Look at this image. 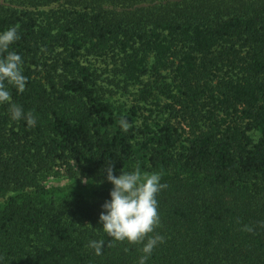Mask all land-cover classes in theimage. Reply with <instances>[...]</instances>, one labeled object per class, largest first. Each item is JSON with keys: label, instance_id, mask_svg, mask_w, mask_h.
Instances as JSON below:
<instances>
[{"label": "trees", "instance_id": "trees-1", "mask_svg": "<svg viewBox=\"0 0 264 264\" xmlns=\"http://www.w3.org/2000/svg\"><path fill=\"white\" fill-rule=\"evenodd\" d=\"M10 27L27 84H5L36 125L0 104V264H138L143 243L98 222L107 162L167 185L149 234L164 243L147 264H264V0H0ZM89 56L118 59L140 84L171 70L174 120L116 115Z\"/></svg>", "mask_w": 264, "mask_h": 264}, {"label": "clouds", "instance_id": "clouds-1", "mask_svg": "<svg viewBox=\"0 0 264 264\" xmlns=\"http://www.w3.org/2000/svg\"><path fill=\"white\" fill-rule=\"evenodd\" d=\"M19 38L15 27L0 31V104L9 105L12 120L23 119L29 126H35L36 118L31 113H25L21 106L12 103L11 92L5 84L7 82L12 85L18 92H23L26 88L27 77L23 74V59L18 53L9 51L10 45ZM120 125L125 132L130 127L125 119L120 121ZM104 171L113 188L110 191V199L101 206L98 222L103 231L116 241L143 243V255L138 264H147L154 249L164 243L162 235L149 234L153 233L160 223L157 196L167 185L161 183L162 177L159 173H144L139 168L130 172L121 171L117 176L114 174L112 162H107ZM260 226L264 227V221L260 222ZM243 230L253 231L250 226H245ZM89 247L100 255L104 242L92 240Z\"/></svg>", "mask_w": 264, "mask_h": 264}, {"label": "rangeland", "instance_id": "rangeland-1", "mask_svg": "<svg viewBox=\"0 0 264 264\" xmlns=\"http://www.w3.org/2000/svg\"><path fill=\"white\" fill-rule=\"evenodd\" d=\"M108 5L115 7L112 4ZM88 63L97 72L99 94L111 104L116 115L130 116L135 109L138 112L136 117L138 127H146L147 125L154 127L168 119L174 120L171 110L175 104L166 92L167 85L174 81L171 70L164 71V79L160 83L155 78L147 76L140 84L130 80L123 73V67L118 59L89 56ZM183 126L187 132L190 131L187 124L183 123ZM252 134L256 140L259 139L260 134L258 132ZM68 182H70V178L63 176L50 178L47 183L48 185H59ZM107 182L106 179L98 183Z\"/></svg>", "mask_w": 264, "mask_h": 264}]
</instances>
